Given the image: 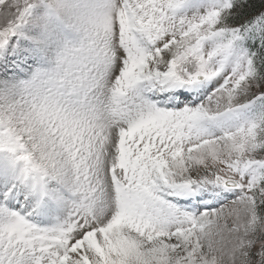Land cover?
Returning a JSON list of instances; mask_svg holds the SVG:
<instances>
[{"label":"snow or ice","instance_id":"1","mask_svg":"<svg viewBox=\"0 0 264 264\" xmlns=\"http://www.w3.org/2000/svg\"><path fill=\"white\" fill-rule=\"evenodd\" d=\"M0 264H264V0H0Z\"/></svg>","mask_w":264,"mask_h":264}]
</instances>
